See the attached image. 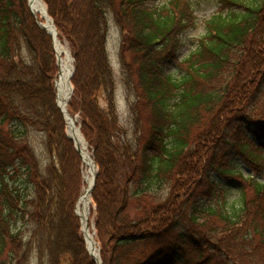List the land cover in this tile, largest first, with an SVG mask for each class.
Returning <instances> with one entry per match:
<instances>
[{"label": "trees", "instance_id": "1", "mask_svg": "<svg viewBox=\"0 0 264 264\" xmlns=\"http://www.w3.org/2000/svg\"><path fill=\"white\" fill-rule=\"evenodd\" d=\"M146 1L44 0L75 60L68 112L79 113L99 166L93 200L101 258L125 264L147 243L164 250L146 264L183 263L193 244L237 260L236 240L244 250L257 239L264 244V181L257 179L264 173V0H217L179 77L153 54L178 47L173 38L187 23L194 28L190 5L169 0L151 9ZM108 12L133 38L125 54L140 63L125 79L136 139L119 137L129 130L116 111ZM82 21L90 25L88 43ZM55 55L26 0H0V264H96L75 212L82 160L56 106ZM34 134L43 135L45 164ZM233 147L251 176L225 162ZM219 176L237 186L235 200Z\"/></svg>", "mask_w": 264, "mask_h": 264}, {"label": "rangeland", "instance_id": "2", "mask_svg": "<svg viewBox=\"0 0 264 264\" xmlns=\"http://www.w3.org/2000/svg\"><path fill=\"white\" fill-rule=\"evenodd\" d=\"M167 1H169V0H147L146 6L148 8L153 9L156 7H160L163 3L167 2ZM43 2H44V0H43ZM182 2H187L190 5V12L193 14V18H195L194 20L196 21L194 28H191L192 24L187 23V27L184 29H181V30H177V32L173 38L176 41L178 47L174 48V44H171L168 47L163 48V50L162 49H155L154 54H153V57H155V56L160 57L161 56L160 60H161V62L163 61L162 69L166 73L176 75L177 77H179L180 75H182L184 73V71H185V65H184L185 59L190 54L191 51L196 49V47L198 45L197 40L199 38H201L206 33V29H205L206 21L209 20L212 17V15L217 13V11L219 10V7H220L219 2L217 0H182ZM44 4H45V2H44ZM26 5H27L28 10H29L28 0H26ZM45 6L47 8L46 4H45ZM106 22H107V28H108L106 53H107V57L109 59L110 68H112V71H113V77L112 78L114 80V86H115L116 111H117V114L119 116V121L125 127L124 129L129 130L127 136L121 132L119 137H123L124 140L136 139L134 136V122L130 117L131 115H130V111H129V102H132V100L134 99V96L132 95L130 100H129V98H127V91H126V87H125L126 80L125 79L127 78L126 77L127 72L130 71L132 73V71H133L132 74H134L135 73L134 70H136L138 68V65L140 63H138V61H136L134 53L128 52L125 54L126 49L128 47L130 48V45L132 43L133 38L131 37V35L127 34L129 32L123 33L121 31L119 26L116 24L115 17L112 14V12H108ZM81 30L83 31V33L85 35V39H86L87 43L90 42V40H91V33H89L90 25L87 24V22L85 23L82 21ZM58 36H59V32H58ZM60 42L68 48L69 52L71 53V57L74 58L72 51H71V48L69 47V44L67 43V41L64 39H60ZM22 56L27 61L30 59V56L27 55L26 51L23 52ZM55 58H56V66L58 68L57 57H55ZM74 63L75 62L73 61V63H72L73 67H75ZM137 63H138V65H137ZM58 77H59V68H58L57 74L55 76V82H54L55 90H56V106L57 107H58V100H57L56 82L58 80ZM71 83L73 85L72 81H71ZM128 100H129V102H128ZM70 101H71V99L69 100L67 107L69 106ZM101 106L103 108H106V103L104 100H101ZM71 116L77 122V128L80 130L81 134L83 135V133L81 131L80 120H79L80 119L79 113H77L76 115H71ZM66 128H67V125H66ZM67 135H68V132H67ZM240 135H241V137L244 138V136L241 133H240ZM42 139H43V135L34 134L32 137V145L35 147L37 155L43 161V164H45V163H47L48 160H47L46 153L44 151V147L42 146ZM85 141L87 142L86 138H85ZM219 147H220L221 151H224V149L227 146H225L224 144L221 145V144L215 143L214 149H219ZM231 149L232 150H230V153L228 155H226L225 162L231 163V165H232V163H237V164L241 165L240 168L244 174V177L251 176L253 174V172L250 170V168L247 165H245L244 157L242 155L240 156L238 154L237 148L233 147ZM88 151H89L93 161L97 165L96 174L97 173L99 174V166H98V164L94 158V154H93V152H91L92 150H90L89 146H88ZM186 162L187 163H193L192 159H189V160L185 159V163ZM242 166H246L247 168L242 167ZM86 171H87V168L84 165V167L82 168L83 187H82V190H80V192H79L80 197L83 194L85 187H86V183L84 180V175H85ZM257 174L259 175V176H257L258 181H264V173H261V174L257 173ZM216 175H217V173H216ZM97 178H98V176H97ZM220 178H221V176H219V180H220ZM199 179H200V177H199ZM221 179L223 180V181L221 180V183H223L222 185L226 190H228L230 188L233 189V192L231 193L230 198H231V200H235L239 196L237 186H235L233 184V182L232 183H224L227 180L223 179V178H221ZM168 193L169 192H166L165 194L167 195ZM163 195H164V193H163ZM91 200H92V204H91V209H90L89 224H90V227L92 229V232L95 233V235H94L95 242L97 244V247H98V250H99V253L101 256L102 246H101V244L98 240V237H97V230H96V224H95L96 206L94 204L93 194L91 195ZM75 212H76V209H75ZM79 220H80V218H79ZM80 224H81V220H80ZM66 233H67V231L64 229V231L63 232L60 231L59 234L63 235V238L65 239ZM195 235L197 236V238H199V236L197 234H195ZM82 236L84 239L85 238L84 235H82ZM213 237L211 239L212 243L216 242V238L215 237L213 238ZM262 242L263 241L261 239H257L254 243L247 244L246 246L248 248L246 250H244L243 249V247H244L243 242L236 240L234 243V246L238 247L239 254H240V256H239V258H237V260L227 256V254L225 252L220 253L217 250L212 249L209 245H208V248L206 249L205 246H202L200 244L199 245L193 244V248L188 249L187 253H184V256L182 257L184 259L183 263H180L179 261H177V264H245L246 262L250 263V264H264V244ZM84 244H85V242H84ZM216 247L225 248L224 246H216ZM85 248H86V244H85ZM133 250L136 251V253H134L135 259L131 258L129 260L130 262H126L125 264H144V263L146 264L150 260L160 256L158 254V250L161 252L164 250V248H162V250H160V248L158 249L156 246H149L147 243H142V244L136 245V247ZM221 254H225L226 256H222ZM161 255H163V254L161 253ZM101 260H102V264H105V262L103 261L102 258H101ZM152 262H154V260ZM31 264H37V261L35 258H33V260L31 261ZM64 264H70V259H66Z\"/></svg>", "mask_w": 264, "mask_h": 264}, {"label": "bare ground", "instance_id": "3", "mask_svg": "<svg viewBox=\"0 0 264 264\" xmlns=\"http://www.w3.org/2000/svg\"><path fill=\"white\" fill-rule=\"evenodd\" d=\"M31 6L32 12L41 18L44 22L43 24L53 32V27L47 8L43 0H28ZM55 49L58 58V67H59V77L57 80V100L61 108H66L71 95H72V85H71V75L73 73V60L71 53L68 48L64 46L59 39L56 40ZM68 135L74 140V143L77 145L78 150L81 153L84 164L87 168V171L84 175V180L86 183L85 190L83 195L77 205L76 214L80 217L82 221V228L87 242V248L90 254L100 260L99 250L95 242L94 234L89 224L90 209H91V189L93 187V181L96 174V166L93 161L89 151L88 145L80 133L79 129L75 126V121L66 115Z\"/></svg>", "mask_w": 264, "mask_h": 264}, {"label": "water", "instance_id": "4", "mask_svg": "<svg viewBox=\"0 0 264 264\" xmlns=\"http://www.w3.org/2000/svg\"><path fill=\"white\" fill-rule=\"evenodd\" d=\"M29 9H30V11H31V13H32V15H33V17L36 19V21H37V23H38V26L40 27V28H42V29H44L50 36H51V38H52V40H53V44H54V47H55V44H56V40L58 39V31H57V29H56V27H55V25H54V21L50 18V20H51V24H52V27H53V32H51L43 23H41L40 22V20H39V18L32 12V10H31V6H30V3H29ZM55 51H56V49H55ZM74 72H75V69H73V73H72V75H71V79H72V77H73V75H74ZM56 86H57V82H56ZM74 91V88L72 87V92ZM59 107V109L62 111V113H63V115H64V117L66 118V115H68L69 117H70V115L67 113V110H65V109H63V108H61V106L59 105L58 106ZM71 118V117H70ZM70 138V137H69ZM71 140H73L72 138H70ZM76 149H77V151L79 152V154L81 155V153H80V151L78 150V147H76ZM96 179H97V175H95V177H94V181H93V187H92V189H91V194H92V192H93V190H94V188H95V184H96ZM92 256V255H91ZM95 261H96V263L97 264H101V262L100 261H98L97 259H95Z\"/></svg>", "mask_w": 264, "mask_h": 264}]
</instances>
